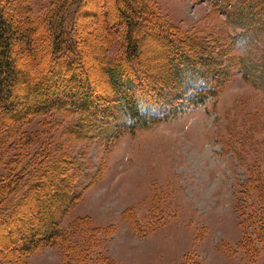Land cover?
Here are the masks:
<instances>
[{
	"label": "rangeland",
	"instance_id": "374dc122",
	"mask_svg": "<svg viewBox=\"0 0 264 264\" xmlns=\"http://www.w3.org/2000/svg\"><path fill=\"white\" fill-rule=\"evenodd\" d=\"M4 1L7 22L8 15L19 20L42 14L49 0ZM146 1L163 22L212 50L221 80L216 95L199 106L174 100L166 106L167 112L175 109L173 116L134 130L116 128L112 121L87 124L79 114L62 110L37 115L21 126L37 135L27 152L50 153V158L39 154L44 164L60 155L58 227L73 240L82 226L73 227L84 226V220L105 229L95 251L107 255L108 264H182L187 254L206 264H251L236 249L238 192L246 168L264 164V10H249V0ZM108 4L106 18L115 16L117 27L121 19ZM123 6L133 7L136 15L149 14L137 8L138 0H125ZM96 8L93 0L83 5L67 33L69 43L90 41L94 50L88 63L98 48L89 38L92 30L100 39L105 32V18L101 12L95 17ZM122 28L119 24V35ZM19 33L14 28L10 40ZM148 33L137 44L158 65L157 40ZM112 41L109 56L116 51ZM7 52L10 56L15 50ZM77 219L83 220L71 225ZM21 260L62 264L54 245H42Z\"/></svg>",
	"mask_w": 264,
	"mask_h": 264
},
{
	"label": "trees",
	"instance_id": "16d2710c",
	"mask_svg": "<svg viewBox=\"0 0 264 264\" xmlns=\"http://www.w3.org/2000/svg\"><path fill=\"white\" fill-rule=\"evenodd\" d=\"M89 1L49 0L42 14L19 20L8 15L10 20L6 22L7 5L0 0L1 264H21V258L42 245L60 248L62 264L109 262L107 255L95 251L107 235L105 229L89 227L84 220V226L73 227L77 230L82 226L77 231L78 240H73L70 236L66 239L67 234L58 227L56 212L61 201L56 188L64 172L63 161L56 155L44 164L40 150L27 152V145L37 135L27 134L21 126L37 115L62 110L79 114L87 124L107 125L112 121L116 128L148 127L175 114L173 107L174 111H166L174 100L203 105L216 95L221 82L212 50L163 22L146 0H138L137 8L144 13L148 10L147 16L136 15L133 7L125 8V0H93L97 6L95 17L101 12L105 18V32L102 39L94 30L90 36L86 34L98 45L88 63L86 57L94 50L90 41L69 43L67 33L80 8ZM100 1L103 6L98 4ZM109 2L121 19L117 27L115 16L106 18ZM247 5L251 11L264 10V0H249ZM119 24L123 27L120 35ZM14 28L20 33L10 40ZM147 32L157 40L158 65L149 61L147 49L137 44ZM110 35V39L105 38ZM113 39L116 51L109 56ZM13 50L15 53L8 56L7 51ZM14 73L18 75L13 79ZM50 155L40 154L47 158ZM246 173L238 192L241 237L236 249L249 263L258 264L261 258L264 264V164L253 163ZM82 220H74L71 225ZM182 264L206 263L187 254Z\"/></svg>",
	"mask_w": 264,
	"mask_h": 264
}]
</instances>
